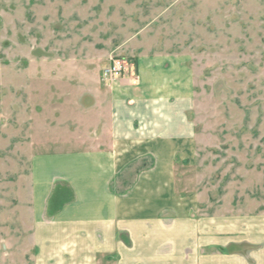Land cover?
<instances>
[{
	"label": "rangeland",
	"instance_id": "rangeland-1",
	"mask_svg": "<svg viewBox=\"0 0 264 264\" xmlns=\"http://www.w3.org/2000/svg\"><path fill=\"white\" fill-rule=\"evenodd\" d=\"M144 54L190 68L196 186L264 212V0H0V264L32 252L28 177L46 133L68 129L109 56Z\"/></svg>",
	"mask_w": 264,
	"mask_h": 264
},
{
	"label": "crops",
	"instance_id": "crops-1",
	"mask_svg": "<svg viewBox=\"0 0 264 264\" xmlns=\"http://www.w3.org/2000/svg\"><path fill=\"white\" fill-rule=\"evenodd\" d=\"M134 65L135 80L88 84L68 129L32 157L26 264H264V212L227 206L188 173L199 148L188 64Z\"/></svg>",
	"mask_w": 264,
	"mask_h": 264
},
{
	"label": "built area",
	"instance_id": "built-area-1",
	"mask_svg": "<svg viewBox=\"0 0 264 264\" xmlns=\"http://www.w3.org/2000/svg\"><path fill=\"white\" fill-rule=\"evenodd\" d=\"M130 72L135 75L134 63H129L128 60L119 56L111 55L101 70V79L104 83L112 84L113 82L124 78Z\"/></svg>",
	"mask_w": 264,
	"mask_h": 264
}]
</instances>
